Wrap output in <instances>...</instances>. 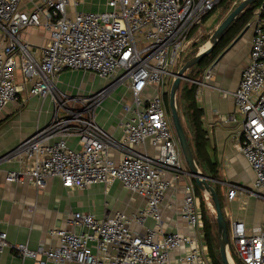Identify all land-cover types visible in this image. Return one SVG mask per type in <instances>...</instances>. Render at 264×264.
<instances>
[{"label":"built area","instance_id":"obj_1","mask_svg":"<svg viewBox=\"0 0 264 264\" xmlns=\"http://www.w3.org/2000/svg\"><path fill=\"white\" fill-rule=\"evenodd\" d=\"M222 1L107 0V10L92 12L78 11V0H0V118L25 85L30 96L53 94L57 106L47 127L2 158L19 165L6 180L43 187L58 177L68 189L95 183L109 187L119 180L145 200L131 214L117 211L97 218L91 212L72 213L68 224L80 231L53 229L50 233L59 238L55 247L14 246L22 259L34 258L38 264H212L194 182H185L181 208L189 233L163 228L167 193L179 179L192 177L166 95L183 65L192 32ZM247 25L253 31L251 59L233 91L236 113L243 116L233 147L247 159L255 181L252 189L228 183L227 197L250 193L264 201V0ZM31 27L50 33L39 58L21 38ZM18 69L23 84L17 82ZM67 69L91 72L111 83L90 96L69 97L56 90L59 75ZM212 74L209 66L200 82L190 81L205 84ZM121 85L130 97L121 101L122 136L114 140L97 123V109ZM71 137L77 138L76 147L69 146ZM112 147L121 158L111 156ZM149 219L154 221L151 226ZM229 223V247L237 257L244 264H264V222L252 227L241 220ZM8 245L7 233L0 230V251ZM230 257L234 261L231 252Z\"/></svg>","mask_w":264,"mask_h":264},{"label":"crops","instance_id":"obj_2","mask_svg":"<svg viewBox=\"0 0 264 264\" xmlns=\"http://www.w3.org/2000/svg\"><path fill=\"white\" fill-rule=\"evenodd\" d=\"M107 9V0L102 6H95L92 1L82 0L78 6V11L98 12ZM250 29L219 62L216 63L217 58L200 73L199 82L205 70L213 66L209 82L197 83L196 101L203 111L206 150L210 162L217 164L218 167L219 179L214 181L220 185L227 204L224 209L226 217H229V222L241 220L252 227L264 222V201L250 193H239L233 200L227 197L228 183L252 189L255 181L254 171L247 159L233 147L243 127V116L236 113L233 91L238 88L242 72L250 63L253 38V31ZM21 38L23 42L31 45L39 58L42 48L50 40V33L44 28L31 27L24 30ZM91 74L94 78L111 83L110 79L100 78L91 72L67 69L59 75L56 90L73 98L90 96L103 89L91 86L87 90L84 89L83 83L90 81ZM17 82L23 84L19 69ZM25 87L26 90L19 95L18 101L10 103L0 118V230L7 233L9 242V245L0 251V264H38L34 258L22 259L14 246L25 244L32 250H36L39 245L48 248L57 246L59 238L50 233L53 229L61 227L80 231L79 227L68 224V217L72 213L91 212L97 218H104L114 215L117 211L131 214L145 205L143 198L130 192L119 180L109 187L104 183H95L86 188L74 189L64 187L58 177L49 179L43 187L35 186L30 181L24 183L7 181V173L18 170L19 165L15 159L2 158L37 130L47 127L57 113L53 94L46 97L30 96L27 92L29 86ZM108 97L98 107L96 120L114 140H119L122 136L121 103L118 105L108 100ZM77 143L76 137L68 139L70 147H76ZM110 154L117 159L121 158V153L116 148L112 147ZM186 181L194 182L193 177H184L176 181L162 205L163 228L166 232L189 233L186 223L181 219ZM153 224L152 219L147 221L148 226Z\"/></svg>","mask_w":264,"mask_h":264},{"label":"trees","instance_id":"obj_3","mask_svg":"<svg viewBox=\"0 0 264 264\" xmlns=\"http://www.w3.org/2000/svg\"><path fill=\"white\" fill-rule=\"evenodd\" d=\"M228 1L224 0L223 2ZM230 1V0H229ZM261 0L255 1L253 4L249 5L239 16L238 18L231 24L229 29L227 30L225 36L219 41V43L215 46L210 54L205 56L198 64L193 66L189 71H193V75H188L187 78L190 80L198 81V76L200 73L214 60H216L220 54L228 47V45L235 39V37L245 28L248 22L251 20L254 10L258 7ZM221 5V4H220ZM215 10V9H214ZM212 10L207 16H205L204 21H206L212 12ZM203 21V23H204ZM195 33V30L192 34ZM179 91L180 96V104L182 106V111L184 112L185 119L187 120V124L191 129V138L188 137L189 143L193 150L195 159L200 169L206 174V176L211 179L217 181L219 179L218 167L217 164L210 162V158L208 156V152L206 150V138H205V130L203 127V111L198 106L196 101V94L198 89V84L195 82H184ZM166 104L167 110L170 114L169 107V94L166 95ZM187 134V133H186ZM194 182L195 179L193 178ZM218 192L222 209L223 206V198L220 189V185L218 183H213ZM195 187L198 195L202 200V213L204 220V231L206 240L208 243L209 254L212 259V264H223L221 260L220 254V243H219V233H218V225L217 220L214 221L211 217L209 208L206 204L204 193L197 186L195 182ZM225 214V213H224ZM227 220V219H226ZM228 233L230 231V223L227 220ZM231 254L234 258L236 264H244V262L237 257L236 253L232 245H230Z\"/></svg>","mask_w":264,"mask_h":264},{"label":"water","instance_id":"obj_4","mask_svg":"<svg viewBox=\"0 0 264 264\" xmlns=\"http://www.w3.org/2000/svg\"><path fill=\"white\" fill-rule=\"evenodd\" d=\"M257 0H243L235 9H233L227 17L219 24L215 32L211 36V44L204 50L200 51L194 57H192L188 62H186L176 73V77L172 82L170 93H169V107L172 117V121L176 130V133L179 137L184 157L189 166V174L195 179L197 186L202 190L203 193H208L212 199L215 216L218 225L219 233V243H220V254L223 264H236L234 261L230 260V251H229V233L227 220L222 209V204L216 190V187L213 185L214 180L206 176V174L200 169L199 165L196 162L193 150L189 143L182 117L180 115L178 105H177V94L181 86L182 80L187 78L186 72L191 69L193 66L198 64L205 56L210 54L219 41L225 36L227 30L231 24L238 18V16L251 4ZM249 29L247 26L241 34L234 40V42L224 50L221 55L216 60V63L219 62L222 57L242 38L245 32Z\"/></svg>","mask_w":264,"mask_h":264},{"label":"rangeland","instance_id":"obj_5","mask_svg":"<svg viewBox=\"0 0 264 264\" xmlns=\"http://www.w3.org/2000/svg\"><path fill=\"white\" fill-rule=\"evenodd\" d=\"M81 1L82 0H78L79 3H81ZM89 1L94 2L95 6H100V5L102 6V5H104V1L105 0H89ZM223 1L220 3L221 5L220 4L217 5V7L212 12L210 17L206 21H204V23L201 26V28L199 30H197L191 36L192 37V42H191V44L189 46V49H188L186 55L182 59L183 65L186 62H188L192 57H194L196 54H198L200 51H202L207 46V44L211 42V36L215 32V30L219 26V24L243 0H230V1L228 0V1H225V2H223ZM247 26L248 25H246L245 28ZM189 70L186 72V76L194 74L193 71H189ZM187 79L188 78H186L185 80H182L181 86L184 84V82H187V81L191 82V81H189ZM89 80L90 81H87V82L83 83V87H84L85 90H87L89 86H91L92 88H95V89H98V88L100 89V88H104V87H106V86H108L110 84V83H107L105 80L99 79L97 77L94 78V75H92V74L90 75ZM125 88L126 87L124 85L119 86L111 95H109L108 100H110V101H112V102H114V103H116L118 105L121 103L122 100H128L129 97H130V93ZM179 91H180V89H179ZM179 91H178V94H177L178 109H179L180 115L182 117L183 125H184L185 131L187 133V136L191 138V129H190L189 125L187 124V120L185 119V115H184V112L182 111V106H181L180 101H179L180 100L179 99L180 98ZM71 105L73 106L74 103L70 101L69 106H71ZM76 107H78V106L76 105ZM170 116H171V113H170ZM173 126H174V124H173ZM174 129H175V127H174ZM185 168L189 170V166H188V163H187L186 159H185ZM213 185H215V184H213ZM204 194L206 195V197H208V200H207L205 198V196H204L206 204H207V206L209 208L211 217H212V219L214 221H216V216H215V212H214V206H213L212 199H211V197H210V195L208 193H204ZM222 198H223V193H222ZM223 206H224V209H225V207H227V204L224 201V198H223ZM224 209H223V211H224ZM226 218H227V220L229 219V217H226ZM229 251L231 252L230 247H229Z\"/></svg>","mask_w":264,"mask_h":264},{"label":"bare ground","instance_id":"obj_6","mask_svg":"<svg viewBox=\"0 0 264 264\" xmlns=\"http://www.w3.org/2000/svg\"><path fill=\"white\" fill-rule=\"evenodd\" d=\"M210 44H211V42L208 43L207 46H206L204 49H206ZM204 49H203V50H204ZM230 258H231V257H230ZM230 260H232V259H230ZM232 261H233V260H232Z\"/></svg>","mask_w":264,"mask_h":264}]
</instances>
